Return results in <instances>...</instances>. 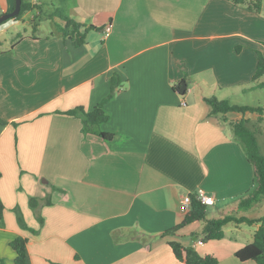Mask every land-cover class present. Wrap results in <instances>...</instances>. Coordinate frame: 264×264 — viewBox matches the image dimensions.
Wrapping results in <instances>:
<instances>
[{
    "label": "crops",
    "instance_id": "1",
    "mask_svg": "<svg viewBox=\"0 0 264 264\" xmlns=\"http://www.w3.org/2000/svg\"><path fill=\"white\" fill-rule=\"evenodd\" d=\"M29 1L41 10L0 26L9 35L0 39V264H14L18 237L28 264H182L172 241L218 264H255L234 255L257 225H227L223 239L202 245L188 237L193 226L165 232L183 221L184 196L202 190L225 214L254 187L229 125L242 117L210 115L205 99L237 104L253 91L264 14L227 0H70L78 30L98 28L75 47L46 1ZM13 8L0 0V15ZM109 96L98 131L110 141L84 136L80 119L63 114Z\"/></svg>",
    "mask_w": 264,
    "mask_h": 264
},
{
    "label": "trees",
    "instance_id": "2",
    "mask_svg": "<svg viewBox=\"0 0 264 264\" xmlns=\"http://www.w3.org/2000/svg\"><path fill=\"white\" fill-rule=\"evenodd\" d=\"M236 6L244 7L245 9L257 13L264 14L263 0H227ZM32 10H41L40 6L31 4L29 0H21L19 14L10 20H19L23 14ZM48 18H57L62 24L58 26L64 38H69L73 41L75 47L81 46L86 39V34L89 31H97L98 28L87 27L84 32L78 30V24L68 18L59 9H55L51 13H47ZM38 19V17H36ZM8 20V21H10ZM7 22V21H6ZM4 22V23H6ZM2 23V24H4ZM36 21L33 23L32 29H36ZM0 24V26L2 25ZM264 57L257 52V65L255 72L251 78V83L254 85L253 90L264 89ZM111 86H117V80H111ZM106 98L100 105L92 111L86 112L82 107H77L66 111L63 114L73 118H79L81 121V132L85 135H96L103 141H110L111 135L104 134L98 131V127L107 122L108 116L104 113L103 104L110 99ZM209 106L210 115H218L223 120L227 114L233 113L240 115L242 118L235 122H230V128L235 140L241 145L248 163L251 165L254 174L253 189L239 201L235 211L228 212L221 217L208 218L207 206L201 204L196 199L192 198L190 211L184 216L183 221L165 232L167 236H173L177 231L185 226L201 222V240L208 243L210 241H218L224 237V228L227 225H257L258 228L253 233L252 242L235 253V258L240 262L253 261L255 264H264V213L259 217H251V211L264 202V155L261 152L260 145L257 141L256 133L249 125V121L244 118L246 114L264 115V107L254 105H238L232 104L229 100H219L215 97L205 99ZM0 120V124H3ZM1 178V174H0ZM30 208L36 213L40 225L43 224L42 218L36 212L38 200L31 198L29 200ZM4 206L0 201V227L3 223ZM251 215V216H250ZM17 221L20 227H25L19 213H17ZM36 233V231H32ZM27 240L24 238H16L10 243V247L16 254L14 264H28L26 254ZM174 257L182 264H218V260L211 255H199L191 247H183L178 242L172 241L168 243Z\"/></svg>",
    "mask_w": 264,
    "mask_h": 264
},
{
    "label": "rangeland",
    "instance_id": "3",
    "mask_svg": "<svg viewBox=\"0 0 264 264\" xmlns=\"http://www.w3.org/2000/svg\"><path fill=\"white\" fill-rule=\"evenodd\" d=\"M45 1L47 4V6H45V9L47 10L46 13H51L55 9H59L60 11H62L63 14H65V15L68 14V9H69L68 1H70V0H45ZM44 22L47 23L48 25H51L52 28L55 25L52 21H49V20L44 21ZM20 26H22V25H20ZM24 26H26L28 31L30 30L29 24L25 23ZM6 38H9L8 33H4L3 36L1 35V37H0V39H3V40ZM237 99L238 100L235 101V103H237V104H249V105L264 106V90L248 91L245 95L239 94V98H237ZM250 116H251V119H248L249 125L252 128V130L255 131L257 141H258L260 148H261V152L264 155V115L259 116L257 114H250ZM229 212H232V211H229ZM263 213H264V202L261 203V208H257L256 211L251 213L252 216L251 215L250 216L251 217H258V216L262 215ZM222 215H224V214L213 213L211 208H207V217L210 219L215 218V217H221ZM187 226H193L194 228H196V230L192 231L193 234H189L188 237L190 238V235L191 236L194 235L195 237H197V239L201 240V229H202L201 222H195V223L189 224ZM244 227L246 228V230L249 228V227H246V225ZM246 232L248 233L249 231H246Z\"/></svg>",
    "mask_w": 264,
    "mask_h": 264
},
{
    "label": "built area",
    "instance_id": "4",
    "mask_svg": "<svg viewBox=\"0 0 264 264\" xmlns=\"http://www.w3.org/2000/svg\"><path fill=\"white\" fill-rule=\"evenodd\" d=\"M110 27L107 29L109 31ZM192 198L196 199L201 204L210 207L214 205V198L212 196L206 195L202 190H197L193 194H188L184 196L180 201V208L183 213H187L191 208ZM197 245H202V240L196 242Z\"/></svg>",
    "mask_w": 264,
    "mask_h": 264
},
{
    "label": "water",
    "instance_id": "5",
    "mask_svg": "<svg viewBox=\"0 0 264 264\" xmlns=\"http://www.w3.org/2000/svg\"><path fill=\"white\" fill-rule=\"evenodd\" d=\"M21 0H14V8L11 12L0 15V24L16 17L20 12ZM186 90L185 83H181L177 88L178 93L183 94Z\"/></svg>",
    "mask_w": 264,
    "mask_h": 264
}]
</instances>
